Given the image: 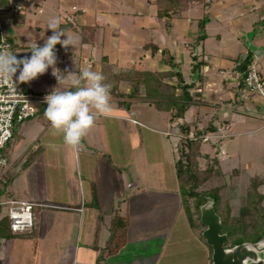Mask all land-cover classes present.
Here are the masks:
<instances>
[{"label": "crops", "instance_id": "1", "mask_svg": "<svg viewBox=\"0 0 264 264\" xmlns=\"http://www.w3.org/2000/svg\"><path fill=\"white\" fill-rule=\"evenodd\" d=\"M41 1L45 6V9H48L47 17L52 18L53 16L60 18V26L63 25L69 27L70 29L68 30L71 31L70 34L78 40L75 47L72 48L69 46L71 55L67 54L62 56L59 59V62L61 64H68L73 59H76L80 62V64H87L90 59H92L93 64H89L88 66H91L93 71L101 73L106 71L104 67L110 66L109 69H111L113 65H116L118 66L117 71L114 70L110 72V70H108L110 74L106 75V79H109V77L117 78V80L121 82V85L128 83V80L117 74L121 73L123 70H131L122 68L123 65L127 64L130 67L131 64H133L135 67H138V69H132L136 71H150L162 74L168 73L172 70L170 64H174L173 62H178L180 59L185 60L187 53L192 50L190 48V43L194 41L197 42L199 39L198 44L201 43L202 48L200 58H203L207 64H203L200 69H195L197 71H193L194 73L190 77L191 82H196L198 79V72L201 71L203 74L202 82L200 84H195L194 86L189 87L188 93L193 95L190 99H194L196 101L208 98V95H210L209 98L211 99H229L232 94L231 90L233 87H242L241 81L237 78L238 73H241L238 71V66L244 62L245 57L248 55H250V58H260L264 54V0H213L211 5H208L207 7H204V1L207 2L211 0H180V4L175 9H165V13L158 11L159 5L162 4V2H165L164 0ZM21 3L24 4V0ZM127 5H129L130 9L126 13H129L132 19H130L131 22H129L128 25H122L124 21L123 15ZM204 8L206 9V14L212 13L210 17H212L216 23L221 26H230L234 33L227 36L221 35L218 32L216 33L215 31H208L200 38L199 35L203 32H199L200 34L198 33V20L196 19L201 18L203 12L202 10ZM193 10L195 12L194 16H196V19L188 16V13ZM61 11H64V13L62 14ZM22 17L23 13L17 15L16 19H13L11 16V19L14 24H22ZM162 20L163 29L161 26ZM208 21L209 17L206 22ZM14 28L18 30L17 26H14ZM124 29H128L130 33L127 35L126 43L123 46L120 44V36ZM147 29L148 31L150 30L148 34V41H146V35L148 33ZM151 32L157 33V39H159L154 41L151 37ZM248 33L252 34L251 44L256 46L257 49L261 47L257 56L253 55V53L244 46V41L246 40V35ZM213 36L216 37V40L210 45L207 41ZM197 45H194L192 53L190 54L192 57L197 54ZM28 48H30L29 45ZM76 48L77 50H75ZM26 55L30 56L31 52L26 50ZM240 55L242 56V59L238 61ZM231 62L237 66H231L230 74H226L225 69H227V66ZM167 63H169V65ZM197 63L200 64L202 62L198 61ZM209 69L210 72L207 71ZM213 70L214 72L217 70V72L214 73L212 72ZM175 71L179 72V69H175ZM166 77V75L162 77L164 85H162L161 88H163L165 92L169 93L171 92V88L168 86H176V80L172 77H168V79ZM177 80L181 84L186 82V80L182 79V77ZM217 80L220 81L219 84ZM55 82L58 84L56 79ZM105 82L106 80L104 83ZM118 86L119 85L116 84V88L113 92L111 91L112 112L108 116H98L95 126L82 140L83 146L85 145L89 147V145H93L96 147L94 149L96 150V153L99 152V155H101L100 157H104L101 152H104L107 155L108 161H104L102 158L100 161L98 160L102 183L105 186L106 192L111 193L105 199L103 207L101 208L97 206V197L93 196L91 192L94 181L92 179H88V183L85 184V187L80 181L84 176H91L90 173L94 168L93 160L90 158L92 153H90V155H85L80 151L81 148L77 151H74L72 148H68V151L72 152L75 161L77 160L76 158L78 154L81 153V157L85 158V162L83 163V176L79 174L78 203L75 202V204L71 205L72 207H68L66 211L57 209L62 208L61 205L46 204L51 197H55V193L53 191L48 193L43 191L45 186L43 182L37 184L39 190L37 192L34 191L33 195L26 194V196H24L23 193H20L18 188H13L15 182L17 181L15 180L16 178L11 181V184L14 182L13 187L11 186L13 191L12 195L14 194V197H10L9 199L28 201L32 203V210L36 213V207L42 208L51 206L52 209L60 210L59 213H54L53 215L46 212L48 216L53 217L47 222H51V224L55 226L53 231L57 239L56 246L58 243L61 244L59 240H64L66 233L69 230L70 234H73V238L67 243L57 247L55 251H46L45 248L49 246L44 244V239H40L45 233L44 229L41 232V228L44 227L43 225H38V230L36 231L33 230V224L32 227L24 233H12L8 231L9 234L16 236L15 239L10 240L3 236L0 237V244L6 246L7 243L5 241L8 240L12 251L15 250V252L13 253L12 259L9 260L6 256L7 258L5 261V255L2 248L0 252V262L4 261L7 264H11L12 262V264H28L32 261L29 259L28 254L26 253V256L24 255L23 257H18L17 259L16 257L18 253H16V251L20 252L21 250L26 249L28 252L30 251V248H32L34 249L33 254L35 257H41L43 264L46 257L48 259L55 257L54 261H47L52 264H158V261L160 260L158 254L153 256L151 253L149 254L147 250L141 249L144 248L143 245L146 244L143 243L145 237L135 239V236L133 235V237L128 239L127 234L125 235V243L120 249H118L115 253L104 257L100 261L97 260L98 255L102 252L101 250L102 247H104L105 241L110 238L109 224L113 215H126L129 220L128 226H133L131 230H145L148 236L146 238H150L153 234L148 232L147 229H151V227L158 225L153 223V220L155 219L150 220L146 218V214H148L149 217V213L153 210H158L163 211L164 213L165 211H168L166 216L161 217L165 226L163 230L164 232L168 234V232L173 229V226L176 228L179 227L182 230V232H180L181 234L179 233V235L175 236L170 235V237L168 234V236H165L164 239L167 240L168 238H175L177 240H182L184 237L192 238L195 247H200L202 252L200 264H210L207 245L199 240L195 232L191 229L181 204L174 170L175 157L171 159V162H173L172 166L174 176L172 187L169 190L165 189V185L163 181H160V179L152 182L149 178L140 180V182L142 181L141 186L143 187H139L140 189H137V187L136 190H134L137 185L136 183H138L136 181L138 180L136 176L134 178L131 177V179L129 178L130 182L126 185V179L123 175L125 167L114 160V151L110 148L111 145L109 143V145L107 144L106 138L108 136L112 137L118 145L119 141L124 142L128 136L137 137L139 135V132H127L129 135H126L123 122H127V126L130 129L132 127L134 128L135 125H139V123L134 117H128L121 113L123 103L127 101L137 102L139 100H145L147 102L148 100L153 106L155 105L157 107L158 104L154 101L155 99L151 97H148L149 99H139L141 98L142 88H140L138 96L123 98L122 95H119V91L117 89ZM128 87L126 84L125 93L129 90ZM244 92L246 96L253 94L247 90ZM174 94L178 95V93ZM160 99H165L164 103L167 104L165 107L168 108L170 102L166 101L167 99L173 98L165 96ZM252 99L258 98L253 97ZM162 105L163 104L161 102L159 105L160 109ZM170 106L172 107L173 105ZM251 107L252 109H255L254 111L257 112L260 118L264 119V107L262 104L258 101H253L251 102ZM44 110L45 109H43V112ZM187 110H189V108L183 112L182 117L177 118V121L181 119L183 122L188 123L187 125L189 126V121L184 117ZM136 112L137 111H131L130 115L135 116ZM173 124L176 123H171V125ZM140 126L143 125L140 124ZM191 128L192 126L190 125L188 132L196 129V127L193 129ZM108 129H111L114 132L112 131L111 133H108ZM23 130L24 126L17 129L16 132L17 134L22 135L24 133ZM144 130H147L146 127H144ZM38 137H40V135L33 138V141L35 142L31 145L33 151H31L28 156H31L32 164L39 166L42 164L43 160L48 171L52 170L57 167L58 161L60 162L62 160V151L64 146L54 142H51L50 144L47 143L45 146H48L50 152L46 153L45 151L44 157H42L41 154L35 155V152L41 148L38 143L36 144ZM17 141H23V139L20 138L17 139ZM140 143L141 140H138V145L133 146L134 148L131 150H139ZM113 146L116 145L113 144ZM17 148V142L11 147L6 145V165L10 162V164L12 163L11 166H13L17 161L18 155L13 154V151L16 153ZM27 149L28 148L20 154L21 156L18 159H21L24 156ZM116 149L119 148L117 147ZM211 150V147L204 145L202 151L204 154L202 155L200 151L199 153L203 157L205 154H211ZM215 152H219L218 147ZM26 156L27 155H25L24 159H26ZM206 159L209 158L206 157ZM19 166L14 165L15 169L21 168V166ZM153 172L154 170H151V173ZM154 183L161 184V187L157 189V191L152 190ZM126 186L131 188V190L127 189ZM78 209L81 210L79 211ZM179 218H181L180 222H176ZM152 241L153 238L148 239V242ZM46 244L49 243L47 242ZM125 247L133 250L132 257H129L127 259L128 261H124L120 257L122 256V253L120 252H123ZM66 248L69 250L65 251ZM64 252L65 257H67L65 261H63V258L61 257ZM49 253H52V255H49ZM19 259L20 261H17ZM35 261L36 260H34V263ZM162 264L170 263L166 259L162 261Z\"/></svg>", "mask_w": 264, "mask_h": 264}, {"label": "rangeland", "instance_id": "2", "mask_svg": "<svg viewBox=\"0 0 264 264\" xmlns=\"http://www.w3.org/2000/svg\"><path fill=\"white\" fill-rule=\"evenodd\" d=\"M13 5L22 2L23 0H10ZM56 1V0H54ZM24 4L21 5L19 9L15 8L11 9L9 12L1 13L0 14V29L3 34L8 36L9 41L12 45V52L17 55V58H23L26 55V50H31V45L34 43H37L38 45L42 46L44 43V40L52 35V31L47 29V23L50 18L47 17L48 9H45V6L42 4L41 0H24ZM211 1H204V7H207L208 5H211ZM40 9V11H39ZM62 9V8H58ZM122 9V8H121ZM130 9L129 5H127L125 12H124V21L122 25H128L129 22H131L130 19H132L131 15L126 13ZM55 10V9H54ZM23 13L22 17V24H14L11 19V13L12 12ZM202 16L200 19H196L194 10L188 13L189 17H192L196 20H198V33L203 32V35L207 33L208 31H215L218 32L221 35H227L233 34L234 31L232 28L228 25L221 26L220 24L216 23L210 15L206 14V9L204 8L202 10ZM63 14L64 11H61ZM184 16V15H183ZM53 17V16H52ZM209 17V21H207ZM127 18V19H126ZM126 19V20H125ZM65 20V19H64ZM63 20V21H64ZM171 20V19H170ZM14 26L18 27V30L14 28ZM162 29L163 27V20L161 23ZM61 29L68 30L70 29L67 26H60ZM148 31V29H147ZM150 31V30H149ZM146 35V41H148V34ZM70 33L71 31L68 30ZM128 29H124L122 31V34L120 36V44L124 46L126 43L127 35L129 34ZM200 34V33H199ZM157 33L151 32V37L153 40L157 39ZM202 34L199 35L201 38ZM159 37V36H158ZM66 37H62V39H65ZM201 40V39H200ZM216 40V37H211L208 39V44H213ZM199 42V39L197 42H191L190 48L193 50L194 45L196 46ZM78 43V40H77ZM148 43V42H147ZM232 43V42H230ZM28 45L30 48H28ZM120 45V46H121ZM77 50V48L75 49ZM192 50L187 53L185 60H179L178 62H173L175 65L174 69H179V75L174 76L173 71L166 73V78L172 77L175 78L176 82L175 84H178V78H181L186 80L185 83H190V86H194L195 84H200L202 82V76L203 74L201 71L198 72V79L196 82H191L190 77L194 73L193 71L195 69H200L203 64H207L203 58H200L201 56V43L197 45V54L195 58H193L190 54L192 53ZM58 61L56 67H58L61 71H64L67 69L70 72H76V75H79L80 69L83 67H88L89 64H93L92 59L87 64H80V62L76 59H73L68 64H61L59 62V59L67 54L71 55L70 48L65 49L60 44L56 45L55 48ZM131 55V54H130ZM30 57V56H29ZM163 59V58H162ZM242 59V56L238 58V61ZM203 60V61H202ZM198 61H201L202 63H197ZM251 61L258 65V71L261 72V74L264 75V54L260 58H251ZM169 65V63H167ZM234 66L236 67L234 63L232 62L227 66V69H225L226 74H230V67ZM118 66L113 65L110 68V66L104 67L106 71H103V75L105 76L106 84L110 85L111 88H116V84H118V91L119 95H122L123 98H128L127 94L125 93L126 84L128 87V84L130 86V81L128 80V83L125 85H121V82L117 80V78H111L106 79V75L110 74L112 71H117ZM122 68L124 69H138V67H135L133 64L129 67L127 64L123 65ZM193 68V69H192ZM192 69V70H191ZM110 70V72H108ZM130 70H123V72H129ZM210 72V69L207 70ZM52 69L49 68L48 71L36 78L35 80L29 82V83H20L22 87L32 93H42V92H51V90L54 87H57L58 84L55 82V77L51 74ZM214 72V70L212 71ZM217 72V70L215 71ZM214 72V73H215ZM115 73V72H113ZM242 73H238L237 78L241 81ZM156 77L154 76V79ZM153 80V79H152ZM152 80L149 79V83H152ZM236 80V78H235ZM127 81V80H125ZM218 84L220 83L219 80H217ZM129 88V87H128ZM142 88V87H141ZM150 89H153L152 85L149 86ZM61 90H73L70 86V84H63L61 86ZM246 89L242 86L241 88L233 87L231 90V96L229 99H211L209 98L210 95H208V98L205 99H199L194 100L190 99L193 97L192 94H189L190 101L182 102L178 100L177 102H174V105L171 107L170 105L167 106V104L164 103V100H162V106L161 109L159 107L153 106L148 100L147 102L145 100H139L137 102H125L122 104V114L126 115L128 117H134L139 125H135L133 128H129L127 125V122H123V127H125L126 135H129L127 132L131 133H137L139 132V135L136 136H128L124 142L119 141V144H116V141L113 140L112 137L108 136L106 138L107 144L109 143L111 146L110 148L114 151V160L119 162L120 165H123L125 167V171L123 173L125 179H126V185H128L129 178L131 177H137L138 180H136L138 183H136V187L134 190L140 189L142 181L144 179H148L152 182L163 181L165 185V189L169 190L172 187V181H173V162H171L172 158H176L177 155V148L180 146L178 144V137H181L180 132L178 131V127L183 124V120H178L175 117V111L178 107H184V109H188L184 115L186 120L189 121L190 125L192 126L191 129L195 128L194 131H191L188 133V136L190 137L193 134H195L196 130H200L202 127H208L212 128V131L207 130L205 134H207L209 137H212V135L217 134L218 137L215 139L214 142H212L214 139L211 138L210 141L204 143L201 142L200 139L198 140V153L203 155V146L208 145L211 147V154H205L204 157H207L209 159L203 158L201 154L199 153V156L196 157V161H198V168H203L205 166L206 161L212 162L214 165L215 174H212L211 179H208L204 185L200 188H210L212 186L224 184L225 188L223 191H221L219 195V201H216L214 204V208L216 209L218 214H221L223 212V204L222 202L224 200L227 201L228 210L230 211V216H233L237 214L238 208L245 203V195H246V189L248 187V184L250 182V179L252 177H255L256 179H259V177H262L264 179V119L260 118V116L257 114L255 109H252L251 102L258 101L262 106L264 107V99L255 95L250 94L249 96L245 95ZM152 91V90H151ZM141 98L139 99H149V95L147 97L144 96L145 90L141 89ZM174 93L180 94V90L176 89L174 90ZM155 93L154 95H156ZM195 94V93H193ZM144 96V97H143ZM253 97H257L258 99H252ZM157 97H154L156 99ZM160 99V97L158 98ZM170 101V100H169ZM168 102V101H166ZM47 106H44L43 108H39L38 113H36L33 117L28 118L26 120H23L21 123H15L13 127V136L12 138L7 142L6 145L8 147H11L16 142L18 143V148L16 154L17 161L14 165L20 164L21 168L15 169L14 165L10 162H8L7 165L0 166V220L2 218L7 217V200L10 197H14V194L12 195V187L14 182L11 184V181L16 178L17 180L15 182V185L13 188H18L20 193H23L24 196L26 194H34V191H38L39 187H37V184L40 182H43L45 184L44 190L47 193L53 191L55 193V197H51L46 204H58L61 205L62 211H66L68 207H72L71 205L78 203V193H79V174L83 176V163L85 162V158L81 157V154L90 155L92 153V156L90 157L93 160V169L90 173L91 176H84L80 180L83 183V186L85 187V184H87L88 179H92L94 181V184L91 188V192L93 196L97 197V206L103 207L105 204V199L107 196H109L111 193H107L104 184L102 183V177L99 170L98 160L100 161L101 158L104 161H108L107 155L104 152H101L104 157H100L99 152L96 153V150L93 145L83 146L80 151L81 154H78L77 160L75 161L74 156L72 152L68 151V146H66L63 143V138L61 135H53L52 129L50 127L49 121L44 117L43 115V109H46ZM170 107V108H169ZM121 109V107H120ZM131 111H137L135 116H131ZM38 116V117H37ZM184 118V119H185ZM189 118V119H188ZM176 120V121H175ZM175 122L176 124L171 125V123ZM186 123V122H184ZM142 124L143 126H140ZM188 124V123H186ZM189 125V126H190ZM24 126L23 134H17L16 130L20 127ZM202 126V127H201ZM144 127H146L147 130H144ZM131 130V131H130ZM113 130L108 129L107 132L111 133ZM150 131V132H149ZM114 132V131H113ZM40 135L38 137V140L36 144L38 143L40 145V149L35 152L36 154H41L42 157H44L45 151L46 153L50 152L48 146H45L47 143H59L63 145V151H62V160L59 162L56 168L49 170L47 167H45V163L42 160V164L39 166H36L35 164L31 163V156H28V154L33 151L31 148V145L35 142L33 141V138ZM222 135V136H221ZM23 139V141H17V139ZM138 140H141L140 148L137 151H133V146L138 145ZM216 142V143H215ZM204 143V144H203ZM108 144V145H109ZM116 145V146H113ZM98 145V144H96ZM201 146V149H200ZM119 149H116V148ZM219 148V152L216 153V148ZM28 148L25 151L24 156L21 159H18L24 152V150ZM111 149V150H112ZM41 151V153H40ZM77 151V150H76ZM80 153V152H79ZM5 154V152H4ZM113 154V152H112ZM26 156V159L25 158ZM60 159V158H58ZM95 159V160H94ZM79 160V161H78ZM211 163V164H212ZM19 166V167H20ZM121 168V167H118ZM118 170V169H117ZM151 170H154L153 173H151ZM131 172V173H130ZM130 173V174H128ZM162 178V179H161ZM162 183V184H163ZM12 186V187H11ZM43 186V184H42ZM127 187V186H126ZM161 187V184L154 183L152 190L159 189ZM127 189L131 190V188ZM147 190V188H146ZM257 190L263 194V198L258 201L257 206L260 208L261 211H264V183L260 186H258ZM16 192V191H15ZM52 192V193H53ZM16 197V196H15ZM209 197V196H206ZM20 198V197H19ZM210 198V197H209ZM50 201V202H49ZM55 202V203H53ZM37 213L32 210V221H33V230H38V225H43L44 227L41 228V232L43 229L45 230V233L40 238L41 240L44 239L45 245L49 246L45 248L46 251L50 250H56L57 247L60 245L67 243L69 240L73 238V234H70V230L67 231L64 240H59L61 244L58 243L56 246L57 239L55 237V233L53 231V226L51 222H47L50 220V218H53L51 216H48L46 212H49L50 215H53L54 213H59L60 210L52 209V207H36L35 208ZM81 210V209H80ZM79 210V211H80ZM168 214V211H158L153 210L151 213L146 214V218L148 219H155L153 220V223H156L158 226L151 227V229H147L148 232H151L153 235H149L148 237L145 230H131L133 226H128L126 230V234L128 239L130 237H133V235L136 238H142L145 237L143 240V243H146L144 248H141L142 250L145 249L151 253V255L155 256L158 254L160 257V260L158 261V264H162V261L166 260L169 261L170 264H200V259L202 258L201 249L200 247H195L194 242L192 241V238L190 237H184L182 240H177L175 238L167 239L165 240V236L167 237L170 235H179L180 232H182L181 228L173 226V229L168 232H164V222L161 220V217L166 216ZM184 217V216H183ZM180 219H177V221L180 222ZM163 222V223H162ZM175 222V223H176ZM54 224V223H53ZM2 224L0 223V226ZM2 227V226H1ZM147 232V233H148ZM167 234V235H166ZM181 234V233H180ZM197 235V233H195ZM201 234V231H200ZM16 236L9 234L8 232L5 235L6 239L14 240ZM199 240L204 242L203 239L197 235ZM153 238L152 242H148V239ZM7 244L6 246H3L0 244V252L3 248L4 253V260L6 261V258L8 257L9 260L12 259L13 253L12 248L10 247L9 241H5ZM11 242V241H10ZM49 244H46V243ZM139 242V241H138ZM182 242V243H181ZM140 243V242H139ZM29 248V247H28ZM23 249V248H22ZM208 249V248H207ZM32 248H30V251L21 250L20 252L16 251L17 259L18 257L26 256V253L28 254L30 261L28 264H43V261L41 260V257L37 258L33 254ZM69 250V249H68ZM67 248L65 251H68ZM209 251V250H208ZM133 250L131 248L125 247L122 253V256H120L124 261H128L127 259L129 257H132ZM154 253V254H153ZM65 252L62 254L63 261L67 259L65 257ZM49 255H52V253H49ZM7 256V257H6ZM34 260L35 263H34ZM54 261L55 257L51 258H45L44 264H52L47 261ZM12 261V260H11ZM17 261H20L17 260ZM38 262V263H36ZM209 262H210V253H209ZM13 263V262H12ZM11 263V264H12ZM16 263V262H15ZM0 264H7L4 261H1ZM209 264V263H208Z\"/></svg>", "mask_w": 264, "mask_h": 264}, {"label": "trees", "instance_id": "3", "mask_svg": "<svg viewBox=\"0 0 264 264\" xmlns=\"http://www.w3.org/2000/svg\"><path fill=\"white\" fill-rule=\"evenodd\" d=\"M164 1L165 2H162V4L159 5V12H164V10L168 8L173 10L180 4V0ZM21 5L22 3L20 2L17 9H19ZM13 6V3H11L9 0H0V14L14 9ZM11 14L13 19H16L17 15H20L21 13L19 11L18 13L13 11ZM201 34L203 35V33ZM7 39L9 41L8 36ZM193 58H195V55ZM250 60V55H248L245 57L244 62L246 63ZM170 66L172 69L170 72L173 71L174 76L179 75V72L175 71L174 69L175 65L170 64ZM194 71L196 72L197 70ZM117 75L130 81L129 90L126 92L128 97L138 96L139 90L142 87V89L145 90L144 96L147 97V95H149L151 98L157 97L154 100L158 104L157 107H159L161 101L164 100L158 99L159 97H172L173 99H167V101L170 100L169 102L171 105H174V102H177L178 100L182 102L190 101L188 93L190 83L181 84L178 82L176 86H168L171 88V92L169 93L165 92L164 89L161 88V86L164 85L162 77H164L166 73L162 74L150 71L130 70L129 72H123V74L118 73ZM154 76L156 77L155 79ZM149 79H153L151 84L148 82ZM150 85H152L153 89L149 88ZM114 89L115 88L110 87V92H113ZM174 89H179L180 94L175 95ZM155 93L157 94L154 95ZM184 111L185 109L181 105V107H178L175 111V117H182ZM178 128L181 137H178L179 139L177 140L180 146L177 148V155L174 160V170L181 204L191 229L197 233L201 239H203L200 234L203 226L199 222L198 206L204 203L206 196H209L213 199V209L221 220L220 232L225 233L226 235L223 246H232L244 241H256L262 237L264 235V211H261L257 204L258 201L263 198V194H261L257 188L264 183V179L262 177H259V179L252 177L250 179L246 189V201L244 205L238 208L237 214L230 216V211L228 210L229 207L226 200L222 202L224 208L223 212L218 214L214 208V204L216 201H219V195L225 186L224 184H220L212 186L208 189L200 188L208 179H211L212 174L216 173V169L213 166L214 164L208 160L206 161L205 166L199 169L197 166L198 161H196V157L199 156V137L205 134L207 130L212 131V128L208 126L201 128L200 130H196L195 134L190 137L188 136L189 126L187 124L183 122V124H181ZM203 158L206 160V157L203 156ZM128 221L129 220L126 215H113L109 224L110 238L105 241L104 247H102L101 250L102 252L98 255V261L106 256H109L110 254L115 253L123 246L125 243ZM0 223L2 224V227L0 226V237H3L9 231L7 217L5 219L2 218ZM207 248L210 253V247L207 246Z\"/></svg>", "mask_w": 264, "mask_h": 264}, {"label": "clouds", "instance_id": "4", "mask_svg": "<svg viewBox=\"0 0 264 264\" xmlns=\"http://www.w3.org/2000/svg\"><path fill=\"white\" fill-rule=\"evenodd\" d=\"M60 24L58 17L48 20L47 29L52 31V35L44 40L42 46L32 44L30 57L18 59L10 47L0 49V81L13 79L19 72L17 80L29 83L51 68L58 86L44 96L47 107L43 115L50 123L52 134L61 135L66 146L77 150L83 147L82 140L95 126L98 116H108L112 112L111 92L110 85L104 83L105 76L93 71L91 66L81 68L79 75L56 67V45L68 49L77 44V39L61 29ZM66 83L74 90H61Z\"/></svg>", "mask_w": 264, "mask_h": 264}, {"label": "built area", "instance_id": "5", "mask_svg": "<svg viewBox=\"0 0 264 264\" xmlns=\"http://www.w3.org/2000/svg\"><path fill=\"white\" fill-rule=\"evenodd\" d=\"M14 6L15 8L18 7L17 4ZM9 47L12 51L10 41H8L7 36L0 29V49ZM241 73V85L247 91L264 99V75L258 71L257 66L250 60L245 63L244 70ZM18 75L19 72H17L13 79L0 81V166L6 165L4 152L7 142L13 136L14 124L33 117L40 111L39 108L47 106L43 98L50 93H32L25 90L17 80ZM217 137V134L212 135V137L203 134L199 139L201 142H208L213 138L212 142H214ZM6 203L9 231L12 233H24L28 231L33 224V204L16 199H8Z\"/></svg>", "mask_w": 264, "mask_h": 264}, {"label": "water", "instance_id": "6", "mask_svg": "<svg viewBox=\"0 0 264 264\" xmlns=\"http://www.w3.org/2000/svg\"><path fill=\"white\" fill-rule=\"evenodd\" d=\"M251 37L250 33L246 35L244 46L257 56L261 47L257 49L252 45ZM244 67L243 62L238 66V71L243 72ZM198 210L199 222L203 226L201 237L211 249L210 264H264V235L254 242L244 241L223 247L226 235L220 232L221 220L213 209V199L206 197Z\"/></svg>", "mask_w": 264, "mask_h": 264}, {"label": "flooded vegetation", "instance_id": "7", "mask_svg": "<svg viewBox=\"0 0 264 264\" xmlns=\"http://www.w3.org/2000/svg\"><path fill=\"white\" fill-rule=\"evenodd\" d=\"M251 242H254V241H251ZM223 247H226V246H223ZM227 247H230V246H227Z\"/></svg>", "mask_w": 264, "mask_h": 264}]
</instances>
